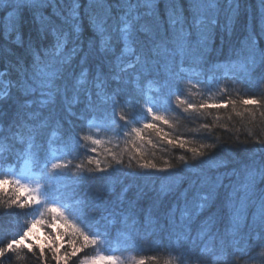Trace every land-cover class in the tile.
I'll use <instances>...</instances> for the list:
<instances>
[{
	"label": "snow or ice",
	"instance_id": "snow-or-ice-1",
	"mask_svg": "<svg viewBox=\"0 0 264 264\" xmlns=\"http://www.w3.org/2000/svg\"><path fill=\"white\" fill-rule=\"evenodd\" d=\"M10 6L14 12L0 36L11 40L15 35L20 43L27 24L35 38L30 34L26 65L17 60L15 72L7 66L0 72V105L9 106L0 108V158L23 161L11 179L0 178V184L13 186V195L0 199V229L18 226L11 238L0 239V264H26L29 255L40 264H125L115 253L156 242L159 221L125 195L129 181L153 178L161 181L154 205L188 184L168 207L161 229L183 248H171L179 264H194L205 255L215 264L249 256L247 236L256 232L264 238V189L257 192L264 184V47L259 43L264 40V0L258 26L249 21L245 39L228 61L232 70L223 73L207 55L209 41L217 26L231 31L239 0H229L227 25L219 20V0H166V20L156 0H116L115 5L89 0L83 13L81 0H51L59 22L41 11L49 0H16ZM23 7L32 13L30 21ZM84 19L91 29L86 39ZM213 86L219 102H192L193 90L210 92ZM242 87L256 92H242ZM229 108L246 118V126L260 129L249 130L242 141L258 147L243 169L234 170L237 179L228 185L219 177L215 183L206 176L185 180L181 173L196 167L190 159L203 163L202 149L217 146L186 148L180 135L164 131L163 125L172 127L165 114L195 120ZM200 127L202 136L211 135V125ZM105 143L113 147L100 149ZM158 147L186 149L192 157L181 155L177 163L160 165L149 158ZM21 189L26 196L16 194ZM212 206L215 211L193 234V221ZM117 224L123 226L118 237L113 235ZM36 225L47 230L46 247L29 238ZM97 249L112 254H89Z\"/></svg>",
	"mask_w": 264,
	"mask_h": 264
},
{
	"label": "trees",
	"instance_id": "trees-1",
	"mask_svg": "<svg viewBox=\"0 0 264 264\" xmlns=\"http://www.w3.org/2000/svg\"><path fill=\"white\" fill-rule=\"evenodd\" d=\"M16 0H3L0 3V31H2L4 25L9 20V12H14V9L10 6L15 3ZM89 0H81V13H83V8L87 6ZM105 3L115 5L116 0H104ZM221 12L219 20L223 24L227 25V17L232 15L229 10V0H219ZM166 0H156L157 11L161 15V19L166 20L165 12ZM240 9L238 14L233 18L231 31L226 29H221L219 26L213 32L211 39L209 41V51L207 53L208 57L214 64H218L219 72L223 73L226 71H231V65L228 63L230 58H233L234 49H238L241 46V42L245 39L248 32L249 21L252 20L253 24L258 26V17L260 15V0H239ZM233 8L235 3H233ZM59 5H57V8ZM23 13V17L26 21L32 19V13L27 7L20 9ZM45 17H49L53 20L59 22V18L55 15L56 9L51 6V0H49V6L41 9ZM255 18V19H253ZM83 26V36L86 39L91 35V29L88 26L86 19L82 21ZM35 38V31L30 27V25H25L21 30V41L16 43L15 35L12 36L11 40H4L0 36V72L6 70L7 67H11L15 72L16 61L19 60L23 64H27L31 60V56L27 53L26 49L28 46L29 36ZM260 46L264 47V40L259 41ZM234 62V60H233ZM238 70V69H237ZM148 82L145 81L143 87H147ZM241 91H247L251 94H255L256 89L252 87L241 88ZM191 100L193 103H201L204 100H207L210 104L213 102H219L220 93L215 90L210 92H199L193 90L191 93ZM0 108H3L5 111L9 110L8 105H0ZM169 117V125H163L164 131L169 132L170 135H180L182 139L187 141V147H200L201 145H213L217 147L208 148L205 147L202 150L206 153V158L203 163L199 160H191L190 162L196 165L192 170H185L181 173L182 177L185 180L197 179L198 176H206L209 178L210 182L215 183L216 178L219 177L223 185H228L231 182H234L237 179V176L233 175L234 170L239 171L244 168L245 163L250 160L252 152L255 151L253 144H244L246 138H248V131L251 130L253 133H258L259 128H254L250 125L246 126L245 120H241L240 117H237L232 111L231 108L228 110H212L211 115L206 117H201L200 119H181L179 121L175 120L174 113H166ZM220 117L219 120L216 118ZM229 117H231L229 119ZM208 123L212 126L210 136H202L201 124ZM100 138L107 141L108 137L101 134ZM115 143V142H113ZM113 145L102 144L99 146L100 149L111 148ZM124 145L121 143V149ZM162 147V146H161ZM161 147H158L154 150L155 155H149L150 159L160 165H163L164 161H170L172 163H177L178 158L181 155H186L191 158L192 153L187 152L186 149H180L176 147L175 149L169 147L167 151H162ZM207 157H211L207 159ZM258 158V157H257ZM79 160H73L72 163H79ZM21 161H17L14 157L10 160H5L0 158V170L2 171L5 167L13 165L14 167H19ZM215 164L216 167H210V165ZM70 183V182H69ZM129 191L125 194L126 197L133 200H138L141 209L147 213L149 210L153 213V221H159L160 227L156 229V242L151 241L144 242L137 247L136 250L123 251V253L130 252L132 253L138 261L140 259L145 260V264H179L177 256L171 251L172 247H176L183 251L180 244L175 241L174 238H170L167 235V232L161 234V229L164 228L166 221V212L168 207L175 202L176 197L180 195V192L188 186L187 183H184L179 191L175 194L167 197L161 198L160 201H156L155 205L153 200L156 196L157 190L160 188L161 181L159 179H139L135 181H129ZM264 189V184H260L257 192ZM143 190V195L138 196V192ZM230 191V189H228ZM221 195L225 194V188L221 187L219 189ZM17 194V193H16ZM13 195L11 189L4 190L3 196H0V199L7 200ZM18 195V194H17ZM23 197V196H22ZM215 211V207L212 206L209 209L205 210L201 215L193 221L192 229L193 234L195 230L199 228L201 224L207 220L208 216ZM22 221L25 218H21ZM30 219V217H28ZM248 223H251V216L248 217ZM65 229V226L61 225ZM41 227V226H40ZM123 226L117 224L113 229L114 236H120ZM43 232L46 234L47 230L41 227ZM18 230V226H13L12 228L7 229V231L0 229V239H9L11 236ZM244 233H248V229H244ZM121 247H125L121 244ZM249 256H246L243 260L237 261L234 256L229 257L228 264H264V238H261L260 235L256 232H253L250 236H247V243L245 245ZM90 255L95 254V250L89 253ZM250 256H255V259H250ZM155 257V259H153ZM26 264H40V261L35 259V257L29 255ZM69 264H72L70 261ZM194 264H215V258L212 256H202L198 261H195Z\"/></svg>",
	"mask_w": 264,
	"mask_h": 264
},
{
	"label": "rangeland",
	"instance_id": "rangeland-1",
	"mask_svg": "<svg viewBox=\"0 0 264 264\" xmlns=\"http://www.w3.org/2000/svg\"><path fill=\"white\" fill-rule=\"evenodd\" d=\"M23 166V161L21 163V165L19 167H14L13 165H9L7 167H5L2 171L0 170V178H3L5 175L8 176L9 179H11L13 177V175L15 173H18L19 172V169ZM31 187H35V184L32 183L30 185ZM12 185L10 183H4V184H0V188H3L4 190H8V189H12ZM18 195L20 196H26V192L24 189H21L18 193ZM58 227H62L61 225H57ZM63 229V228H61ZM29 238L31 240H33L37 245H44L46 247V240H47V236L46 234L43 232V230L41 229L40 225H36L32 232L29 233ZM98 251H104L105 254H112L110 252H107L106 250H102V249H97L95 250V254L98 252ZM116 255H122V258L124 259L125 261V264H138V259H136V257L130 253V252H127V253H115Z\"/></svg>",
	"mask_w": 264,
	"mask_h": 264
}]
</instances>
